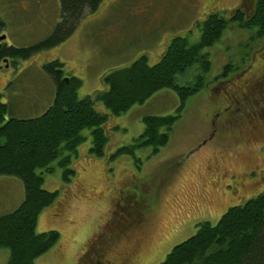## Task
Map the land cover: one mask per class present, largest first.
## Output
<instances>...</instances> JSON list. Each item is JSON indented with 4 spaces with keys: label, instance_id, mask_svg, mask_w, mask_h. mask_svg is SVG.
I'll use <instances>...</instances> for the list:
<instances>
[{
    "label": "rangeland",
    "instance_id": "374dc122",
    "mask_svg": "<svg viewBox=\"0 0 264 264\" xmlns=\"http://www.w3.org/2000/svg\"><path fill=\"white\" fill-rule=\"evenodd\" d=\"M252 2L101 0L94 11L84 8L63 41L1 65L6 119L38 116L52 103L55 86L41 68L45 61L59 60L63 76L80 79L77 96L82 98L106 89L105 73L141 55L156 63L177 35L196 42L197 22L210 12L229 16L238 4L248 9ZM59 6V0H0V35L16 47L36 43L54 31ZM70 26L66 22L61 32ZM255 31L228 24L208 50L211 69L204 86L186 99L167 144L156 153L151 147L116 151L140 135L144 116L176 111L175 91L157 90L119 115L95 103L108 115L102 125L107 136L103 154L89 153L91 134L85 130L70 164L75 170L71 179L63 180L55 162L53 172L44 175L43 187L58 195L39 214L36 231L55 229L60 237L36 257V264H160L174 245L196 232L198 222L215 224L228 207L264 191V36L253 37ZM227 63L239 73L216 79ZM221 172L241 174L222 179L223 197L214 180ZM23 199L21 179L0 175V215ZM8 254L0 248V264Z\"/></svg>",
    "mask_w": 264,
    "mask_h": 264
},
{
    "label": "trees",
    "instance_id": "16d2710c",
    "mask_svg": "<svg viewBox=\"0 0 264 264\" xmlns=\"http://www.w3.org/2000/svg\"><path fill=\"white\" fill-rule=\"evenodd\" d=\"M100 2L59 0L60 20L54 31L28 46L0 42V62L5 57L27 59L57 45L71 33L84 8L94 11ZM66 22L72 26L61 32ZM229 23L244 30L256 28L253 37L264 36V0H253L248 9L239 5L229 16L210 12L197 22L196 42L177 35L165 46L156 63L150 64L141 55L129 65L105 73L106 89L82 98L77 96L80 79L73 76L64 81L62 63L56 59L46 62L43 67L54 79L56 89L53 102L38 116L6 119L9 105L0 93V175L16 176L24 184L20 205L0 215V248L9 252L5 264H36V257L59 240L60 234L55 229L36 231L39 214L58 195L57 190L43 187V177L53 172L55 162L62 168L63 180L71 179L75 170L70 164L78 155V146L86 139L85 130L91 134L89 153L103 154L107 136L102 125L108 115L97 111L95 103L99 101L112 115H119L133 104L143 103L157 90L175 91L180 101L176 111L144 116L140 135L132 144L116 151L127 154L133 148L151 147L152 153H156L167 144L186 99L204 86L211 69L208 50L221 39ZM3 28L0 19V31ZM231 71L239 73L233 64L227 63L216 79L228 76ZM160 264H264V191L242 204L228 207L215 224L198 222L196 232L174 245Z\"/></svg>",
    "mask_w": 264,
    "mask_h": 264
},
{
    "label": "flooded vegetation",
    "instance_id": "af4514ba",
    "mask_svg": "<svg viewBox=\"0 0 264 264\" xmlns=\"http://www.w3.org/2000/svg\"><path fill=\"white\" fill-rule=\"evenodd\" d=\"M241 4V3H240ZM240 4H238V5H240ZM4 29V28H3ZM2 29V30H3ZM0 37H3V38H1L0 39V42H6V34H1L0 35ZM7 43V42H6ZM253 58H255V54H254V56H253ZM13 59V58H12ZM8 60H11V58H9V57H5V58H3L2 60H1V62H0V67H1V65H3V63H5V62H7ZM48 61H50V60H48ZM48 61H45L43 64H45L46 62H48ZM6 64H4V66H5ZM41 68H42V70L45 72V74L49 77V79L51 80V82H52V84H53V86H55V83H54V79L52 78V76L51 75H49V73L44 69V67H43V65H41ZM61 79L62 80H64V81H67L68 80V77L67 76H62L61 77ZM55 89H56V87H55ZM2 95H3V93H1ZM54 95H55V90H54ZM54 98V97H53ZM53 102V101H52ZM51 105V104H50ZM49 107V106H48ZM46 108V107H45ZM46 110V109H45ZM226 175H228V176H230V175H232V176H237V175H241L240 173H228V172H221L220 173V176H216V178L214 179V180H217V186H215V189H216V191H218L219 190V194H221V197H223V195H224V193H225V195H226V190H225V188L223 187V185H222V179L223 178H225L226 177ZM236 186H234V188H235V192H237L238 191V184H235ZM244 185H245V183H244ZM227 196V195H226Z\"/></svg>",
    "mask_w": 264,
    "mask_h": 264
},
{
    "label": "water",
    "instance_id": "95a60500",
    "mask_svg": "<svg viewBox=\"0 0 264 264\" xmlns=\"http://www.w3.org/2000/svg\"><path fill=\"white\" fill-rule=\"evenodd\" d=\"M1 38H3V37H0V39H1ZM192 151H194V150H192Z\"/></svg>",
    "mask_w": 264,
    "mask_h": 264
}]
</instances>
